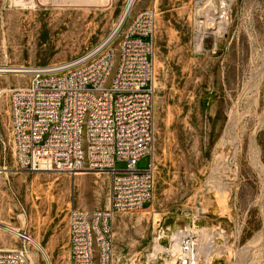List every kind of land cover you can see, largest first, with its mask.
I'll list each match as a JSON object with an SVG mask.
<instances>
[{
    "label": "rangeland",
    "instance_id": "374dc122",
    "mask_svg": "<svg viewBox=\"0 0 264 264\" xmlns=\"http://www.w3.org/2000/svg\"><path fill=\"white\" fill-rule=\"evenodd\" d=\"M106 1L0 0V66L70 61L107 42L129 0ZM156 1L155 149L138 163L146 170L153 158L154 193L144 209L111 220L113 264H176L168 239H157L160 221L172 230L196 221L203 264H264V0ZM152 4L136 0L131 17ZM130 21L108 47L118 49ZM198 23L208 37L196 49ZM29 80L0 75V90H10L0 95V244L19 248L7 228L18 229L43 249L35 257L31 244V264H70V210L108 208L110 178L21 169L10 96ZM211 239L216 246L204 262Z\"/></svg>",
    "mask_w": 264,
    "mask_h": 264
},
{
    "label": "built area",
    "instance_id": "2783aa9c",
    "mask_svg": "<svg viewBox=\"0 0 264 264\" xmlns=\"http://www.w3.org/2000/svg\"><path fill=\"white\" fill-rule=\"evenodd\" d=\"M12 1L23 5L53 2ZM234 1L224 3L228 6ZM132 14L133 9L125 18L131 21L118 49L107 46L117 31L79 58L26 68L29 82L11 90L13 144L21 169L109 175L108 208L70 210L71 264H113L111 220L116 213L144 209L153 199V158L146 170H138V163L147 155L153 157L155 149L157 9ZM197 27L196 49L208 37L201 23ZM117 161H124L126 168L116 169ZM18 238L19 248L0 249V264H31L32 237L18 231ZM157 239H168V253L176 264H203L196 221L174 230L160 221ZM212 239L204 262L216 246Z\"/></svg>",
    "mask_w": 264,
    "mask_h": 264
},
{
    "label": "bare ground",
    "instance_id": "6f19581e",
    "mask_svg": "<svg viewBox=\"0 0 264 264\" xmlns=\"http://www.w3.org/2000/svg\"><path fill=\"white\" fill-rule=\"evenodd\" d=\"M104 0H55V3L59 6H64L65 4H72V3H83V4H86V3H91L93 5H102L101 3L103 2ZM106 1V0H105ZM104 1V2H105ZM111 1V0H110ZM136 0H129V3L125 9V12L123 14V17L119 23V25L117 26L116 28V31H118L120 29V27L122 26L125 18L129 15L130 11L133 9V5L135 3ZM141 0H137V2H140ZM103 2V3H104ZM107 2V1H106ZM105 2V3H106ZM35 6V5H34ZM70 6V5H69ZM115 31V32H116ZM28 68V67H24V66H0V75L1 74H4V73H16V74H23V76L25 77V69ZM22 76V75H20ZM10 90L8 88H5V89H1L0 90V95L2 93H5V92H9ZM155 159V158H154ZM8 231H10L14 236H18V229H14V228H7ZM31 244L33 245L34 247V250L32 252V255H34L35 257L38 256L37 253L39 252H43V249L41 247V245L39 244L38 241L36 240H33L31 241ZM155 248V247H154ZM211 252H212V249H211ZM153 257V256H152ZM150 258V257H149ZM210 261V259H208ZM132 264V263H131Z\"/></svg>",
    "mask_w": 264,
    "mask_h": 264
},
{
    "label": "crops",
    "instance_id": "0c3cea01",
    "mask_svg": "<svg viewBox=\"0 0 264 264\" xmlns=\"http://www.w3.org/2000/svg\"><path fill=\"white\" fill-rule=\"evenodd\" d=\"M147 5H144L142 8H139L137 12H135L134 14H137L139 11L143 10V9H146ZM155 7L157 9V1L154 0V4H152V6L150 8H153ZM157 13H158V10H157ZM155 40V39H154ZM155 42V41H154ZM153 61H154V58H153ZM155 63V62H154ZM155 65V64H154ZM69 244H70V233H69ZM0 249H5L3 248V246L0 244ZM70 264H71V251H70Z\"/></svg>",
    "mask_w": 264,
    "mask_h": 264
}]
</instances>
